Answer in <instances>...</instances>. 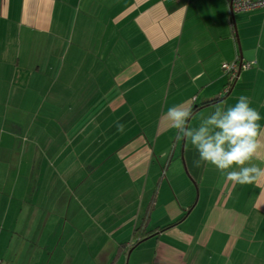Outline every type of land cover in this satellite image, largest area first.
I'll return each instance as SVG.
<instances>
[{
  "label": "crops",
  "instance_id": "0c3cea01",
  "mask_svg": "<svg viewBox=\"0 0 264 264\" xmlns=\"http://www.w3.org/2000/svg\"><path fill=\"white\" fill-rule=\"evenodd\" d=\"M237 56L251 66L225 93ZM241 95L264 127V8L0 0V260L264 264V178L194 167L197 150L163 120L209 103L195 125ZM146 218L156 234L131 247Z\"/></svg>",
  "mask_w": 264,
  "mask_h": 264
},
{
  "label": "clouds",
  "instance_id": "9594fccd",
  "mask_svg": "<svg viewBox=\"0 0 264 264\" xmlns=\"http://www.w3.org/2000/svg\"><path fill=\"white\" fill-rule=\"evenodd\" d=\"M193 103L189 100L169 107L163 116L177 138L190 142L197 150L193 166L212 165L227 181L238 185L264 178V168L252 163L264 153V127L250 98L241 95L233 105L217 103L195 125L190 123L194 118ZM119 130L123 131V126Z\"/></svg>",
  "mask_w": 264,
  "mask_h": 264
},
{
  "label": "built area",
  "instance_id": "2783aa9c",
  "mask_svg": "<svg viewBox=\"0 0 264 264\" xmlns=\"http://www.w3.org/2000/svg\"><path fill=\"white\" fill-rule=\"evenodd\" d=\"M229 11L231 14L241 13V12H250L258 9L264 8V0H227ZM251 66L249 62L239 63L238 56L237 58L230 63H223L222 70L228 78V83L224 87V92L227 93L231 89L233 83L238 78L239 72L241 69H246ZM0 264H5L0 260Z\"/></svg>",
  "mask_w": 264,
  "mask_h": 264
},
{
  "label": "trees",
  "instance_id": "16d2710c",
  "mask_svg": "<svg viewBox=\"0 0 264 264\" xmlns=\"http://www.w3.org/2000/svg\"><path fill=\"white\" fill-rule=\"evenodd\" d=\"M231 14V13H230ZM231 17L233 18V14H231ZM238 59L240 60V56H238ZM228 83V82H227ZM209 103H205L201 106H205L208 105ZM201 106H196L195 108H193V111L195 112L197 109H199ZM182 219V218H181ZM181 219L175 221L174 223L159 227L158 231H164L167 230L169 228H171L172 226H174L175 224H177ZM148 224V218L144 219V221L141 223V225H139L138 227H136L133 231V235L135 236V240L133 241V243L131 244V247H135L137 246L140 242H142L145 238H148L150 236H154L156 234L155 231H145V228Z\"/></svg>",
  "mask_w": 264,
  "mask_h": 264
},
{
  "label": "water",
  "instance_id": "95a60500",
  "mask_svg": "<svg viewBox=\"0 0 264 264\" xmlns=\"http://www.w3.org/2000/svg\"><path fill=\"white\" fill-rule=\"evenodd\" d=\"M239 63H241V58H240V60H239Z\"/></svg>",
  "mask_w": 264,
  "mask_h": 264
}]
</instances>
